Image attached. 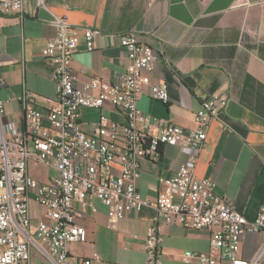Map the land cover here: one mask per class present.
Masks as SVG:
<instances>
[{"label":"crops","instance_id":"1","mask_svg":"<svg viewBox=\"0 0 264 264\" xmlns=\"http://www.w3.org/2000/svg\"><path fill=\"white\" fill-rule=\"evenodd\" d=\"M49 0L50 11L29 0L22 14L0 15V73L5 86L4 121L24 128V103L45 112L46 99L55 98L52 80L54 63L43 48L57 29L54 16L73 27L100 29L105 46L87 51L83 43L72 64L80 84L92 78L114 82L128 65L127 50L119 39L131 31L159 55L153 84H166L170 102L156 100L149 88L139 108L153 120L193 129L203 98L215 93L228 97L227 106L211 123L207 143L198 154L182 147H165L157 160H144L138 191L155 198L160 178L173 177L183 164L194 168L200 178L211 179L215 191L252 222L264 204V0ZM122 120L109 102L101 110H82L81 122L92 132L100 116ZM196 158V159H195ZM194 159V160H193ZM56 175L44 169L37 179L48 182ZM96 208L76 205L77 224L88 232V242L71 246L73 263L99 253L93 264H147L145 239L157 212L144 207L140 212L117 219L95 198ZM35 220L38 208L33 204ZM161 264H202L186 257L188 252L210 250V234L183 225H165L161 230ZM262 236L247 232L240 256L249 259L259 249Z\"/></svg>","mask_w":264,"mask_h":264},{"label":"built area","instance_id":"2","mask_svg":"<svg viewBox=\"0 0 264 264\" xmlns=\"http://www.w3.org/2000/svg\"><path fill=\"white\" fill-rule=\"evenodd\" d=\"M28 1L0 0V15H23ZM36 4L50 11L49 0H36ZM237 4L247 2L237 0ZM51 24L57 33L43 48V55L54 63L55 98L46 99L43 112L29 105L34 98L25 91L24 128L4 121L5 101L0 99V264H75L71 246L88 242L87 230L77 224L76 205L96 212L93 198L117 219L144 207L156 210L157 218L145 239L147 264H161V230L175 224L210 234L209 252H188L189 259L202 264H264V204L256 220L249 222L215 191L211 179L197 177L188 164L173 177L160 178L155 198L142 196L137 187L142 162L157 160L163 148L182 147L198 154L204 149L211 123L228 104L226 94L203 98L193 129L153 120L139 108V101L152 88L154 98L168 104L169 88L153 84L159 55L136 32L119 39L127 50L128 65L114 82L96 77L80 84L72 68L80 44L95 51L105 46L106 33L79 30L57 16ZM4 86L0 73V88ZM106 102L122 120L102 114L93 131H85L82 110H101ZM38 168L53 169L56 175L41 182L34 175ZM33 204L38 208L37 220ZM247 232L262 236L259 249L249 259L240 256ZM101 260L94 253L78 264Z\"/></svg>","mask_w":264,"mask_h":264},{"label":"rangeland","instance_id":"3","mask_svg":"<svg viewBox=\"0 0 264 264\" xmlns=\"http://www.w3.org/2000/svg\"><path fill=\"white\" fill-rule=\"evenodd\" d=\"M44 172V169L43 168H38V169H34V175L35 176H39V175H42Z\"/></svg>","mask_w":264,"mask_h":264}]
</instances>
